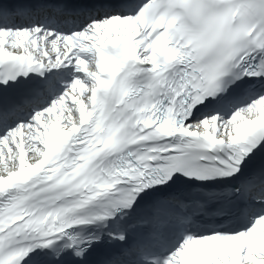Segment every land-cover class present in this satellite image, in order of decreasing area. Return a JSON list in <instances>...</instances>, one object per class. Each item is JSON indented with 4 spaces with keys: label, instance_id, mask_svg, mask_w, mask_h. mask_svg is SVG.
Listing matches in <instances>:
<instances>
[{
    "label": "snow or ice",
    "instance_id": "1",
    "mask_svg": "<svg viewBox=\"0 0 264 264\" xmlns=\"http://www.w3.org/2000/svg\"><path fill=\"white\" fill-rule=\"evenodd\" d=\"M0 264H264V0H0Z\"/></svg>",
    "mask_w": 264,
    "mask_h": 264
}]
</instances>
